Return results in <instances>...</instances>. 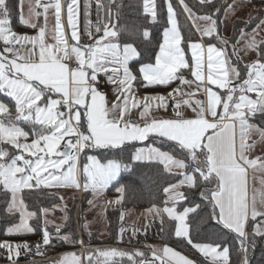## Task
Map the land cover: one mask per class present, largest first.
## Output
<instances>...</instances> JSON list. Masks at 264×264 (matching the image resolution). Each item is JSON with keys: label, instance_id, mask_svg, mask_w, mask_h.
Wrapping results in <instances>:
<instances>
[{"label": "snow or ice", "instance_id": "snow-or-ice-1", "mask_svg": "<svg viewBox=\"0 0 264 264\" xmlns=\"http://www.w3.org/2000/svg\"><path fill=\"white\" fill-rule=\"evenodd\" d=\"M212 0H200L201 4H210ZM117 9L121 5L112 0ZM189 17L203 20L205 25L197 24V30L202 37H211L217 40L221 47L214 43H201L189 38L188 48L191 50L189 63L185 59L181 43L184 41L177 26L176 12L171 0H166L168 23L163 34V43L160 45L159 55L155 63L143 64L139 67V74L147 85H170L179 81L180 85L191 87L197 84L206 95V102L191 99L193 93H185L178 86L167 96H145L138 98L134 95V82L138 76L129 68V61L138 56L137 48L133 44L119 41L123 39L121 33L128 31L127 27H120L112 23L111 13L108 15L109 23L97 27V34L93 36L89 29L86 38L91 43L81 44V35L77 30L75 16L77 13V0L67 3V24L72 29L71 46L65 38L64 26L61 22V0L54 3H42L29 0V18L23 14L20 22L27 27L38 29L33 36L18 34L11 28L10 10L6 0H0V41L4 47L0 50V92L6 93L14 100L16 116L7 121L0 119V142L11 144L16 149H23L35 159L25 158L24 155H10L0 148V186L4 193L11 194L7 203V214H20V223L9 228L6 234L36 231L28 220L35 217L37 221L43 219L42 243L49 246L53 236L47 228L49 223L46 216L49 209L41 208L39 212L28 211L20 193L24 189H39L44 187L73 186L81 188L77 180V161L79 154L88 148H106L123 150L122 146L130 141L144 142L151 136L153 145L136 150L134 161H159L165 169L172 171L173 167L183 176L177 184L165 188L170 193L169 200L179 201L184 195L177 191L185 184L190 188L200 187L201 181L206 185L215 186L202 188L201 197L212 205V216L230 231L236 233L239 239V251L243 252V264H249L248 251L254 247V237L264 238V196L261 197L258 209L256 196L249 203L247 190V167H255L260 157L250 159L247 153L252 149L255 141L248 143L251 132L259 134L264 139V127L250 123L257 114L264 117V38L257 40V35L264 26V19L260 20L251 33L245 29H238L235 43L231 44V55L237 61L241 59V51H255L257 57L250 64H246L247 79H241V72L231 63L228 53L230 41L220 36L218 21L214 19L215 13L196 17L191 8L180 0ZM98 7H104L97 0ZM35 7L43 8L45 25L33 23L32 18H39L41 13ZM54 9L55 25L53 39L55 43H47L46 24L49 9ZM155 0H143V10L150 13L152 18L157 16ZM234 10L228 4L225 14ZM221 11L215 9L216 13ZM119 20V12L116 14ZM133 35L139 36L137 29H132ZM144 38H149L148 30H143ZM17 45L25 48L23 55L19 53ZM31 45L30 48L26 47ZM206 50V55H205ZM75 58L76 67L71 68L66 62ZM111 65V67H109ZM206 67V75H205ZM187 70L194 80L185 78ZM103 74L115 92V100L109 107L106 95L99 90L98 77ZM241 80L233 85L232 81ZM225 89L221 94L214 91L212 86ZM239 92L237 96L236 93ZM255 92L256 99L246 93ZM60 94L59 99L52 98V94ZM189 97L184 99V97ZM173 108L175 118L159 119L151 114V109ZM63 107L65 111H60ZM181 108H191L194 116L185 117ZM83 109V112L81 111ZM135 110V111H134ZM8 107L0 102V114H8ZM34 113V115H33ZM136 116L137 119L132 117ZM18 120L32 121L39 125V131H34L35 138L31 143H20V138L27 140L29 133L25 132L16 123ZM237 126L239 128V143L237 144ZM61 141H65L61 150ZM161 143L175 142L179 149L177 158L170 152L162 151L154 146ZM88 163L83 166V190H91L94 195L102 193L113 181H117L121 172V164L113 159L102 162L96 156H88ZM18 161H22L21 166ZM67 165V170H64ZM127 167V166H125ZM264 168V164H261ZM19 174V175H18ZM34 182V183H33ZM123 194L124 188L117 189ZM122 198V197H121ZM119 203V199L116 201ZM91 204L92 201H89ZM166 204L168 201L165 202ZM155 207V206H153ZM200 205L186 207L178 212L173 203L172 207H164L162 212L176 221L175 236L187 241L189 245L201 252L205 257L211 256L213 264L223 261L227 264L229 248L224 246L217 251L220 244L195 243L190 235L188 217L190 213L197 212ZM151 211V210H150ZM161 210L157 209V214ZM259 218V222H258ZM123 219V216L121 217ZM246 226L252 227V232H246ZM126 231L121 227L120 232ZM136 231L133 230V235ZM56 239L73 244L84 245L83 240L72 236H60V228H56ZM0 248H6L9 259L15 253L19 256L20 249L30 250L27 241L13 246L5 241ZM37 252L40 245H36ZM87 264H93L92 251L88 250ZM104 257L103 264H108L112 257L143 256V253H127L118 249L94 250ZM164 256L170 257L175 264H194V262L180 252L165 246ZM154 260L161 259L153 252ZM55 264H82L75 253H66ZM96 264H100L97 259ZM142 264H153L143 261Z\"/></svg>", "mask_w": 264, "mask_h": 264}, {"label": "trees", "instance_id": "trees-1", "mask_svg": "<svg viewBox=\"0 0 264 264\" xmlns=\"http://www.w3.org/2000/svg\"><path fill=\"white\" fill-rule=\"evenodd\" d=\"M234 0H212L210 4H201L200 0H184V3L191 8L194 15H206L215 13L213 18L218 21V31L221 32L222 18L228 4H232ZM258 3H263L264 0H255ZM174 10L176 12V19L178 27L184 41L182 47L190 59L189 48L187 41L191 38L193 41L198 40V34L194 29L192 18L189 17L185 11L180 0H171ZM10 10L11 25L15 29L28 30L27 26L21 24L19 20V0H6ZM104 7L97 6V0H79V32L81 35V44L90 42L86 38V32L90 29L94 36L102 35L97 34L96 28L102 27L109 23L108 15L111 13L112 23L120 27H127L128 31L121 33L123 39L119 42L121 44H133L137 48L139 55L130 61V67L138 79L134 82L139 91H160L164 86H146L139 74V67L143 64L153 63L156 54L160 48L163 32L168 27V14L166 7V0H155L157 5V16L152 18L150 13H145L143 10V0H116V3L121 5L119 9L113 5L112 0H100ZM220 8L219 13L215 9ZM119 12V20L116 19V14ZM259 12L262 13V10ZM241 18H236L233 22L232 33L236 36L238 29H250L254 27L255 22H250L244 25ZM135 28L139 31L140 35H133L132 29ZM196 28V27H195ZM148 30L150 33L149 38H144L142 35L143 30ZM205 43L212 42L211 37H202ZM220 44V43H219ZM257 57V54H256ZM236 62V67L241 72V79L246 76L247 69L245 68L246 62L237 61L236 57L233 58ZM186 70V69H185ZM183 70V71H185ZM177 81L171 82L172 86ZM0 101L5 103L12 111L15 107L8 95L0 92ZM14 118V117H11ZM8 120L9 118H4ZM256 124L264 127V117L259 114L254 118ZM23 129L29 133L30 138L35 137L34 131H39L40 126L34 125L33 122L18 120ZM153 144V138L150 136L147 141ZM141 143H127L122 146L123 150L106 149V148H88L85 149L80 158V164L83 163L86 153H93L102 161L108 159H115L121 164V172L117 181H113L104 191L109 197L119 199L115 206H106L105 216L107 220L108 232L103 238L97 237L98 231H88L82 228V233L78 235L75 230L73 221V212L82 211L83 207L88 204L89 194L84 195V191L80 199H76L68 211V216L60 229V236L69 235L75 239L80 240V236L86 238L88 242L85 248L80 250L82 245L73 244L71 242H64L56 239L53 236L51 245L46 246L42 243L41 227L43 226V219L37 221L35 217L31 218L30 224L36 229L34 232H20L14 234H6L7 230L15 225L20 218V214H7V203L11 198V194L7 195L3 190H0V238H7L11 240L27 241L29 248L40 245L41 256L32 257L31 253L23 254L20 251L19 256L15 260H8L4 252H0V264H55V261L62 258L66 253H75L81 260L82 264H87L88 250L92 251L93 264H96L99 259L100 264H103L104 257L99 256L94 250H110L118 249L127 253L140 252L143 256H134L129 260L128 256L112 257L109 259L108 264H139V260L146 258L148 250L159 251L160 247L169 246L182 254L190 257L197 264H209L207 257L202 255L198 250L189 245L186 240L177 238L175 236L176 221L171 219L167 213L162 212L164 207H172L173 203L177 211H183L186 207H193L200 205L197 212L189 214L188 223L190 235L193 237L195 243L204 244H220L219 249L224 246L229 248V264H243L244 254L239 251L240 243L235 232L225 228L221 222L212 216V205L206 199L201 197L202 188H212L215 185H206L201 181L200 187L190 188L187 184L180 186L181 193L184 199L179 201L169 200V193L164 191L169 185L177 184L183 176L179 172L168 171L165 169L164 164L159 161H134L133 152L136 147ZM158 148L176 155L177 158H182L179 155V149L176 147L175 142L161 143L157 141L155 144ZM0 148L5 149L10 155H14L16 150L13 146L0 142ZM264 158V154L261 156ZM127 166V167H125ZM187 171V169H185ZM123 187L124 192L121 194L117 191L118 188ZM2 189V188H0ZM20 195L23 197L28 211L39 212L41 208H49L58 201L56 194L46 188L40 187L39 189H24ZM122 197V198H121ZM168 201L166 204L165 202ZM155 206V207H153ZM125 208H130L139 212L149 209V222L144 231H136V234L126 236L125 233L121 234L120 229L124 223L121 219L122 211ZM157 209H160V214H157ZM151 210V211H150ZM75 213V212H74ZM141 225V224H140ZM250 228V227H249ZM52 233V232H51ZM262 237H254V247L248 251L249 264H264V247L261 245ZM85 240V239H84ZM37 252V250L35 251ZM34 252V253H35Z\"/></svg>", "mask_w": 264, "mask_h": 264}, {"label": "rangeland", "instance_id": "rangeland-1", "mask_svg": "<svg viewBox=\"0 0 264 264\" xmlns=\"http://www.w3.org/2000/svg\"><path fill=\"white\" fill-rule=\"evenodd\" d=\"M232 5L234 6V10L228 11L227 14L224 13V15H223V18L221 21L222 22V28H221L220 36H222L223 38H226L230 41L228 53H229V56L231 58V63L236 65V62H234V60H233V58H235V56L231 55V44L235 43V38L238 36V32L236 33V36H233L234 35L232 33L233 22L236 18H241L240 20H242L244 25H248L250 22H252V23L255 22L253 28L245 30L246 32L251 33L252 30L254 28H256L257 24L260 23V20L264 19V2L258 3L255 0H234ZM260 10H262V13L259 12ZM195 16L201 17L204 15H195ZM192 22H193L194 26L196 27V29H197V24L200 25L201 27H203L205 25V22L203 20H195L194 21L192 19ZM13 31L18 33L15 30H13ZM198 32L201 33L200 31H198ZM18 34H21V33H18ZM27 35H29V34H27ZM29 36H33V35H29ZM256 38H257V40L264 38V26H261L259 34L257 35ZM211 43L216 44V46L218 48L221 47V45L219 44V42L217 40L212 39ZM205 45H207V43H205ZM3 47H4V44L2 41H0V50H2ZM17 48L21 49L23 47H20L19 45H17ZM21 53H24V52H21ZM205 53H206V50H205ZM240 57H241V59H240L241 62H246L247 64H250L253 60L256 59V52L255 51H248V52L241 51ZM242 79H247V73H246V76ZM233 82L234 83L236 82L237 84H239L241 82V80L234 79L232 81V83ZM234 83H233V85H234ZM217 91L221 94H225V93L220 92L219 90H217ZM236 95H239V92L236 93ZM256 95L255 96L250 95V97L252 99H256ZM60 111H65V109L61 107ZM33 115H34V113H33ZM252 124L257 125L256 123H252ZM18 126L21 127L20 125H18ZM21 128H23V127H21ZM34 138L35 137H33V138L28 137L27 140H25L23 137H21L20 143H22V144L23 143H31V141ZM253 141H255V144L252 147V149H255L254 152H256L258 150L257 148L259 146L262 150L264 149L263 148L264 147V139H261L259 134L256 132L250 133L249 143H252ZM64 143H65V141H61V150L62 151L64 149L63 148ZM9 145H11V144H9ZM149 145H152V144H148L145 146H142V145L137 146L135 151L133 152V157H134V154H135L137 149L142 148V147L147 148V146H149ZM15 150H16V152L14 155H21L22 154L25 156V158L33 159V160L35 159V157H31L29 153L24 152L23 149H16L15 148ZM162 151H164V150H162ZM81 154H82V152L79 154V159L77 161V168H78L77 180L81 184V188H76L73 186L46 187V188L52 190L56 194V196L58 197V201L55 204H53L49 208H46V209H49V212L46 216V219L49 222L47 224V228H48L50 233L52 232L51 233L52 236H56L57 226H59V228L61 229L62 224L65 222V219L68 216V211L71 209V206L73 205L72 203L77 198L80 199L83 191L85 193L84 194L85 196L89 194L88 204L83 207L82 211L77 212L75 210L74 211L75 213L73 212V221H74V225L76 228L75 230L78 232V235H80V233H82V228H84L88 231H95V230L98 231L96 233V236L100 237V238H103L107 235L108 228H107V220H106V216H105V208H106V206H115L116 205V201H115L116 198L107 196L105 194V191H103L99 195H94V193L91 190H88V191L83 190V187H82V185L84 183V174L82 172L83 166L88 163V159H87L88 156H96L98 159H99V157L93 153H86L83 163L80 164ZM113 160H115V159H113ZM102 162H106V161H102ZM18 163L21 166L23 165L22 161H18ZM64 170L65 171L67 170V165H65ZM172 171L173 172H180V171H185V170H179V169H176L175 167H173ZM252 176H253L252 177V196L255 195L257 202H260L261 197L264 196V176L263 175L261 176L259 174V171H254V170H253ZM42 187H44V186H42ZM0 188H2V186H0ZM177 191H179L181 193L180 187L177 189ZM170 194H171V192L169 193V196H170ZM89 201H92V203L90 204ZM121 216H123V220H124V223L121 227L126 229V231L124 233L126 234V236H129L130 234H133V230L144 231L146 225L149 222V209L145 210L143 212H139V211H136V210H133L130 208H125V209H123ZM20 219L21 218H19V221L10 228H14L16 225H18L20 223ZM29 220H28V223L30 224ZM80 240H83L85 242L84 245L88 243L86 241V238H84L82 236H80ZM5 241L9 242L13 246H15L16 244L24 243L23 241L11 240V239H7V238H0V243H3ZM20 251H21V249H20ZM20 251H19V254H20ZM0 252H4L5 255L7 257H9V252L6 248H0ZM17 257L18 256L15 253H13L11 259H15ZM139 261H141V260H139Z\"/></svg>", "mask_w": 264, "mask_h": 264}, {"label": "crops", "instance_id": "crops-1", "mask_svg": "<svg viewBox=\"0 0 264 264\" xmlns=\"http://www.w3.org/2000/svg\"><path fill=\"white\" fill-rule=\"evenodd\" d=\"M31 2L35 3V0H31ZM42 3H48V2H51V3H54L55 0H41ZM71 0H61V5H62V9H61V22L64 26V32H65V38L68 40V44L69 46H71L73 43H75L73 40H71V31L72 29L68 26L67 24V3H70ZM28 3H29V0H19V20H20V16L21 14H23V17L25 19H28L29 18V10H28ZM36 12H39L41 13L40 17L37 19L35 17L32 18V22L33 23H39L40 25L44 26L45 25V18H44V10L43 8L41 7H35L34 9ZM75 20H76V23H77V30L79 32V0H77V13H76V16H75ZM22 24V23H21ZM54 25H55V17H54V9L50 8L48 13H47V24H46V36H45V39H46V42L47 43H52L54 44L55 43V40L53 39V29H54ZM177 26H178V23H177ZM12 27V25H11ZM30 29L28 30H19V29H15L12 27L13 30L17 31L18 33H21V34H29V35H36L38 33V29H33L31 27H29ZM167 28H170V24H168V27ZM166 28V29H167ZM179 28V27H178ZM165 29V30H166ZM195 31L197 32L198 34V40L196 41H200L201 43H204L205 42L202 40L201 38V33L198 32V30L194 27ZM164 30V31H165ZM80 33V32H79ZM164 34V32H163ZM94 36V35H93ZM92 41L88 42V43H91ZM88 43H85V44H88ZM163 43V39H162V42L161 44ZM26 47L30 48L31 45H27ZM181 48L183 49L182 47V44H181ZM23 50V51H22ZM184 50V49H183ZM21 52H25V48H21L19 49V53L21 55H23L24 53H21ZM159 52H160V48L156 54L159 55ZM184 55H185V59L189 61V63L192 62L191 60V50L189 49V55H190V59L189 57H187L185 51H184ZM206 55V53H205ZM137 57V56H136ZM134 57V58H136ZM133 58V59H134ZM156 58V57H155ZM132 59V60H133ZM131 61V60H130ZM130 61H129V68L131 69L130 67ZM68 64H69V67L71 68H75L77 65H76V61H75V58L72 57V59L66 61ZM155 63V61L153 62V64ZM109 67H111V65H109ZM132 71V69H131ZM133 72V71H132ZM184 75H185V78L186 79H189V80H194V77H192L190 75V73L185 70L184 71ZM205 75H206V67H205ZM98 80L101 81L102 83V86L105 87V92L104 94L106 95V101H107V104L108 106L110 107L111 106V103L115 100V97L117 95V93L115 92L113 86L107 82V78L101 73L98 77ZM146 86H149L146 84V82H144ZM199 83V82H198ZM193 84L191 87L189 86H183V85H180V82L177 81L175 84H173L172 86H167V85H150V86H164L162 90L160 91H153V92H147V91H139L134 83V88H133V92H134V95L138 98H143L145 96H156V95H164V96H167V94L169 92H172L173 89L177 88L178 86L182 87L183 88V91L185 93H193V95L191 96V99L193 101L195 100H202V101H205L206 102V95L205 93L203 92V89L200 88V89H197V84ZM234 83V82H233ZM237 83L235 82L234 85H236ZM213 90L214 91H217L219 90L220 92L222 93H226V90L225 89H219L217 86L213 85L212 86ZM238 93V92H237ZM249 96L250 95H256L255 92H252V93H247ZM238 96V95H237ZM52 98L54 99H59L60 98V94H57V93H53L52 94ZM189 97L185 96L184 99H188ZM10 99L12 100L13 104H14V100L10 97ZM1 102V101H0ZM3 103V102H2ZM5 104V103H4ZM6 105V104H5ZM7 106V105H6ZM8 107V106H7ZM15 107V105H14ZM63 108V107H62ZM9 112L8 114H0V119H4V118H10V117H15L17 114H16V111L14 109V111L11 110V108H9ZM81 111L83 112V109H81ZM135 111V110H134ZM181 111L184 113L185 117L187 118H192L194 116V113L192 112V109L191 108H181ZM151 114L153 117L155 118H159V119H173L175 118V113L173 111V108L171 106H169L166 110L165 109H156L155 107H153L151 109ZM133 119H137L136 116L132 117ZM5 120V119H4ZM7 121V120H5ZM29 122H32V121H29ZM250 123H256L254 121V119H252L250 121ZM17 125H20L19 123H17ZM21 126V125H20ZM22 127V126H21ZM23 129V128H22ZM25 131V130H24ZM26 132V131H25ZM250 141V135L248 137V143ZM141 143L140 145L142 146H145V145H148L149 143L147 142H139V141H130V142H127V143ZM2 143H5V142H2ZM126 143V144H127ZM239 143V128L237 126V144ZM8 144V143H7ZM138 145V146H140ZM153 145V144H152ZM12 146V145H11ZM155 146V145H154ZM157 147V146H156ZM264 148V147H263ZM258 149V150H257ZM256 152H254L255 149H251L247 155L249 156L250 159H255L257 157H260L261 159L257 161V164L255 165V167H252V166H248L247 167V190H248V197H249V203L251 204V198H252V175H253V170L254 171H259V174L262 176H264V168L261 167V164H264V158L261 157L263 154H264V149L262 150L260 148V146L257 148ZM262 150V151H261ZM257 205H258V209L261 207L260 205V202H257ZM179 212V211H178ZM258 222H259V218H258ZM108 228V226H107ZM246 232H249L251 233L252 232V227H248L246 226ZM259 237V236H257ZM85 243V242H84ZM261 245L264 247V238L261 239ZM163 247H160V249H158L159 251H155L156 254H158V256L161 258L160 259V263L159 264H175V261L174 260H171L170 257H167V256H164L163 254ZM169 247V246H167ZM85 248V245H83L80 250L82 251V249ZM169 248H172V247H169ZM173 250H175L174 248H172ZM21 251L23 252L24 256L25 254H28L29 253V250H25V249H21ZM154 252V250H152ZM177 251V250H175ZM217 251H222V249H217ZM179 252V251H177ZM181 253V252H180ZM201 253V252H200ZM31 254V253H30ZM182 254V253H181ZM202 254V253H201ZM42 254L39 253V252H35L32 254V257H38V256H41ZM184 255V254H182ZM203 255V254H202ZM186 256V255H184ZM7 257V256H6ZM188 259L192 260L190 257L186 256ZM208 260H209V264H213V260H212V257L211 256H208L207 257ZM8 259V257H7ZM16 259V258H15ZM15 259H8V260H15ZM194 262V264H197L194 260H192ZM141 262L139 261V264ZM223 261H217L216 264H222ZM227 264H229L227 262Z\"/></svg>", "mask_w": 264, "mask_h": 264}, {"label": "built area", "instance_id": "built-area-1", "mask_svg": "<svg viewBox=\"0 0 264 264\" xmlns=\"http://www.w3.org/2000/svg\"><path fill=\"white\" fill-rule=\"evenodd\" d=\"M98 81H99V90L102 93H104L106 89H105L104 86H102L101 81L100 80H98ZM35 251H36V248L35 247H31L30 250H29V253L27 254V256L30 255V253H34ZM156 255L158 256V254H156ZM143 261H149V262L150 261H155V262L160 263V259L159 260H154L153 251L152 250H148V254H147L146 258L140 261L141 264H142Z\"/></svg>", "mask_w": 264, "mask_h": 264}, {"label": "water", "instance_id": "water-1", "mask_svg": "<svg viewBox=\"0 0 264 264\" xmlns=\"http://www.w3.org/2000/svg\"><path fill=\"white\" fill-rule=\"evenodd\" d=\"M64 150V149H63ZM150 262H153V264H159L158 262H155V261H150Z\"/></svg>", "mask_w": 264, "mask_h": 264}]
</instances>
